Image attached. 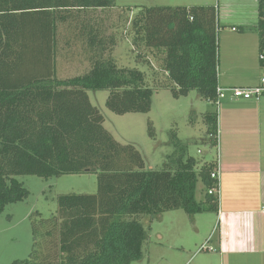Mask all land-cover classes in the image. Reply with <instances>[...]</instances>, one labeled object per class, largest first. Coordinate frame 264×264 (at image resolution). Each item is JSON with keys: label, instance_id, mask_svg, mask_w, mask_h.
I'll use <instances>...</instances> for the list:
<instances>
[{"label": "trees", "instance_id": "obj_1", "mask_svg": "<svg viewBox=\"0 0 264 264\" xmlns=\"http://www.w3.org/2000/svg\"><path fill=\"white\" fill-rule=\"evenodd\" d=\"M115 2L0 0V216L8 205L30 195L18 176L98 173L96 194L60 195L55 215H36L32 251L12 264H133L144 258L146 225L156 217L176 210L190 216L218 213L219 198L209 194L218 186L211 177L217 160L198 169L199 161L182 150L161 170H147L142 154L115 139L91 102L89 92L108 91L111 112L148 114L155 88L162 87L151 83L148 66L123 67L115 59L117 39L107 34L100 15L114 9ZM257 15L259 54L264 57V0H258ZM130 25L133 48L163 56L161 69L170 81L163 87L174 98L196 91L216 104L215 6L140 7ZM64 31L81 42L90 66L65 79L58 75ZM260 61L264 70V59ZM205 123L203 143L216 151L218 114L207 113ZM148 131L154 138L151 122ZM199 182L206 191L204 201L197 198Z\"/></svg>", "mask_w": 264, "mask_h": 264}, {"label": "rangeland", "instance_id": "obj_2", "mask_svg": "<svg viewBox=\"0 0 264 264\" xmlns=\"http://www.w3.org/2000/svg\"><path fill=\"white\" fill-rule=\"evenodd\" d=\"M206 5H213L217 9L219 67L222 61L223 66L228 63L224 61V47L220 41L231 28L225 26L224 20L230 19L231 22L243 24L250 31L248 37L255 38V45L258 43L259 37L253 36L251 32L255 30L258 22V0H116L114 9L100 14L107 22V34L114 35L117 39L114 55L119 66H148L151 83L162 86H152L155 88L153 105L148 114L117 115L106 106L108 91L89 92L92 104L105 117V128L120 143L133 145L142 154L147 170H161L169 157L182 150L187 152L186 156L199 161L198 169L204 162L215 161L216 151L203 143L206 141L204 137L207 129L205 115L216 113L219 118L222 104H212L202 99L196 91L187 97L174 98L171 89L163 87L170 84L161 69L163 56L145 47L131 46L133 37L130 21L140 7ZM258 54L255 52V59ZM143 58L145 62L141 61ZM89 67V59L82 51L81 42L64 31L58 59L59 77L71 78L87 72ZM140 70L143 71L142 67ZM149 122L155 129L154 138L149 135ZM16 178L29 190L30 195L23 202L8 205L0 216V264H12L16 260L29 257L34 242L32 222L37 214L42 218L55 215L58 211L57 198L60 195L98 192L97 172L49 179L37 176ZM198 191V201H204L206 191L201 182ZM142 222L144 223L143 220ZM216 225L215 212H204L195 216H190L184 210L164 213L146 225L150 229L143 248L144 258L133 264H255L249 258L235 262L227 258L222 260L215 243L210 242L215 237L213 235H216Z\"/></svg>", "mask_w": 264, "mask_h": 264}, {"label": "crops", "instance_id": "obj_3", "mask_svg": "<svg viewBox=\"0 0 264 264\" xmlns=\"http://www.w3.org/2000/svg\"><path fill=\"white\" fill-rule=\"evenodd\" d=\"M223 23L231 30L220 41L228 63L220 64L219 86L259 85L264 77L260 54L255 59L259 38L255 45L243 24L230 19ZM251 32L257 35L255 30ZM220 105L216 150L219 210L217 232L210 242L215 243L222 260L249 258L264 264V96L258 102L225 100Z\"/></svg>", "mask_w": 264, "mask_h": 264}, {"label": "built area", "instance_id": "obj_4", "mask_svg": "<svg viewBox=\"0 0 264 264\" xmlns=\"http://www.w3.org/2000/svg\"><path fill=\"white\" fill-rule=\"evenodd\" d=\"M260 59L263 60L264 57L261 55ZM217 102L216 105L222 101L230 100V101H238V100H247V101H260L264 96V77L261 80V83L257 86L253 87H218L217 88ZM212 179L217 180L218 186L216 189L210 191L209 194L216 195L219 198L220 192V170L217 169L212 174ZM204 248V247H202Z\"/></svg>", "mask_w": 264, "mask_h": 264}, {"label": "water", "instance_id": "obj_5", "mask_svg": "<svg viewBox=\"0 0 264 264\" xmlns=\"http://www.w3.org/2000/svg\"><path fill=\"white\" fill-rule=\"evenodd\" d=\"M91 171V172H97V169H93V170H88V172Z\"/></svg>", "mask_w": 264, "mask_h": 264}]
</instances>
